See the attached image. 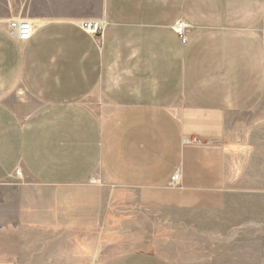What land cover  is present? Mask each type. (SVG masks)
Returning a JSON list of instances; mask_svg holds the SVG:
<instances>
[{
  "label": "crops",
  "instance_id": "0c3cea01",
  "mask_svg": "<svg viewBox=\"0 0 264 264\" xmlns=\"http://www.w3.org/2000/svg\"><path fill=\"white\" fill-rule=\"evenodd\" d=\"M12 19L32 22L28 40ZM263 19L264 0H0V264H85L102 181L191 211L194 248L248 264L227 145L264 127ZM107 264L172 263L143 250Z\"/></svg>",
  "mask_w": 264,
  "mask_h": 264
},
{
  "label": "rangeland",
  "instance_id": "374dc122",
  "mask_svg": "<svg viewBox=\"0 0 264 264\" xmlns=\"http://www.w3.org/2000/svg\"><path fill=\"white\" fill-rule=\"evenodd\" d=\"M261 29L264 34V19ZM258 112L264 113V102ZM229 144L231 165L242 162L241 175L239 170H232L231 189L241 188L244 191L237 193L245 194L236 201V208L247 210L248 264H261L262 257L264 264V127L256 137L243 139L236 134ZM96 181L101 183L100 179ZM102 183V246L92 252L85 264H107L119 255L143 250L158 253L172 264H214L207 252L216 250L194 248L191 211H175L159 203L143 201L138 192ZM164 190L153 192L159 194ZM203 244H207L206 241Z\"/></svg>",
  "mask_w": 264,
  "mask_h": 264
},
{
  "label": "built area",
  "instance_id": "2783aa9c",
  "mask_svg": "<svg viewBox=\"0 0 264 264\" xmlns=\"http://www.w3.org/2000/svg\"><path fill=\"white\" fill-rule=\"evenodd\" d=\"M80 26L90 34H97L103 31L102 23L99 20H83ZM187 26L183 19L178 20L173 25L174 31L180 36L182 42L186 41ZM8 28L21 41L28 40L33 33V24L27 19H12L8 22Z\"/></svg>",
  "mask_w": 264,
  "mask_h": 264
}]
</instances>
